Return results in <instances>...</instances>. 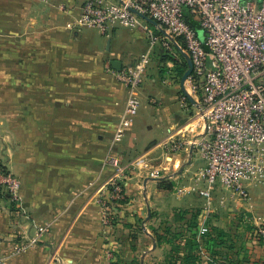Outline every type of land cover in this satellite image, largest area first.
Returning a JSON list of instances; mask_svg holds the SVG:
<instances>
[{
	"label": "crops",
	"instance_id": "0c3cea01",
	"mask_svg": "<svg viewBox=\"0 0 264 264\" xmlns=\"http://www.w3.org/2000/svg\"><path fill=\"white\" fill-rule=\"evenodd\" d=\"M83 1L0 0V165L20 179L22 196L16 207L0 189V264H264L254 234L264 224V181L248 186L247 200L216 184L205 208L203 160L189 145L164 146L204 129L185 123V56L165 61L168 78L145 70L137 116L112 145L126 99L117 74L148 50L137 45L147 38L141 27L106 35L79 27ZM110 154L129 177L103 228L97 198Z\"/></svg>",
	"mask_w": 264,
	"mask_h": 264
},
{
	"label": "built area",
	"instance_id": "2783aa9c",
	"mask_svg": "<svg viewBox=\"0 0 264 264\" xmlns=\"http://www.w3.org/2000/svg\"><path fill=\"white\" fill-rule=\"evenodd\" d=\"M145 18L157 24L160 35ZM77 25L103 35L116 25L141 27L148 40V50L117 74L126 99L112 145L122 139L137 115L138 89L150 52L158 44L166 49L173 44L191 61L183 85L202 95L204 129L197 136L168 137L164 146L173 153L189 145L203 160L197 182L204 188L193 186L191 191L197 190L206 200L205 208L216 184L249 199L248 186L264 181V0H84ZM107 163L111 171L97 198L103 228L113 225L114 209L125 198L129 177V165L115 154L108 156ZM0 189L12 205L21 204L20 179L2 165ZM254 228L256 238L264 243V224ZM207 231L206 226L200 229ZM34 243L31 239L16 252Z\"/></svg>",
	"mask_w": 264,
	"mask_h": 264
},
{
	"label": "rangeland",
	"instance_id": "374dc122",
	"mask_svg": "<svg viewBox=\"0 0 264 264\" xmlns=\"http://www.w3.org/2000/svg\"><path fill=\"white\" fill-rule=\"evenodd\" d=\"M150 28L154 30V33L156 35L161 34L159 32L158 28L154 27L153 24H150ZM146 41L147 40L142 38V39L138 40L137 45H142V46L146 47L148 45L147 44L148 41L147 42ZM170 47H171V49H166L163 46H161L160 44H158L154 47V49L150 52V56H149L150 61H149L148 65L146 66L147 71H149L151 73H157L160 70L161 74L165 75L168 78L170 76V73H169V71H167L168 70V69H166L167 66H165V64H164L166 60H171V61L176 60L177 61V59L181 58L182 61L185 62V58H183L184 56L179 53L178 49L173 44H172V46L170 45ZM151 54H152V56H151ZM186 91H187L186 95L188 96L189 101L186 104L185 110L189 116V120L186 121L185 123H202V121L200 120V117H201L200 107L198 109V108L194 107L191 103V101H196L197 103H201V96L202 95L199 91L192 92L190 88H186ZM135 118H134V120H135ZM1 190H2V194H4L5 191L3 189H1Z\"/></svg>",
	"mask_w": 264,
	"mask_h": 264
},
{
	"label": "water",
	"instance_id": "95a60500",
	"mask_svg": "<svg viewBox=\"0 0 264 264\" xmlns=\"http://www.w3.org/2000/svg\"><path fill=\"white\" fill-rule=\"evenodd\" d=\"M145 20H146L148 23L153 24L154 27H157V24H156L153 20L148 19V18H145ZM182 55L185 56L186 59L188 60V66H189V69H188L187 73L185 74V76H184V78H183V81H182V88H183L184 91H185V88H184L183 83H184L185 79H186V78L190 75V73H191V61H190V59H189V57H188L187 55H185V54H182ZM111 64H112V67H113L114 69H116L117 71H120V63H119L118 61H112ZM185 93H186V92H185Z\"/></svg>",
	"mask_w": 264,
	"mask_h": 264
},
{
	"label": "trees",
	"instance_id": "16d2710c",
	"mask_svg": "<svg viewBox=\"0 0 264 264\" xmlns=\"http://www.w3.org/2000/svg\"><path fill=\"white\" fill-rule=\"evenodd\" d=\"M176 61V60H175ZM175 61H173V62H175ZM175 71H177L178 72V74H182V72H184V70L186 69V64L185 63H183L181 66H179L178 64H175Z\"/></svg>",
	"mask_w": 264,
	"mask_h": 264
}]
</instances>
